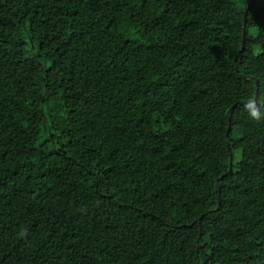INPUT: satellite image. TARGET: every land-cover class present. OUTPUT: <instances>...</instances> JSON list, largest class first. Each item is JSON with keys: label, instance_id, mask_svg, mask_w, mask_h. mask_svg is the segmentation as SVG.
<instances>
[{"label": "trees", "instance_id": "trees-1", "mask_svg": "<svg viewBox=\"0 0 264 264\" xmlns=\"http://www.w3.org/2000/svg\"><path fill=\"white\" fill-rule=\"evenodd\" d=\"M0 264H264V0H0Z\"/></svg>", "mask_w": 264, "mask_h": 264}, {"label": "water", "instance_id": "water-1", "mask_svg": "<svg viewBox=\"0 0 264 264\" xmlns=\"http://www.w3.org/2000/svg\"><path fill=\"white\" fill-rule=\"evenodd\" d=\"M247 9H248V7L246 6V8H245V13H244V24H243V39H244V36H245V23H246V18H247ZM243 46H244V43H242V46H241V49L239 50V52H238V55H239V53L242 51V48H243ZM238 56H236V58H237ZM257 97H258V89L256 90V97H255V99L252 101L253 103L254 102H256V100H257ZM228 148H229V150H231V146H230V144H229V142H228ZM232 164V155H231V153H230V165ZM220 196V195H219Z\"/></svg>", "mask_w": 264, "mask_h": 264}]
</instances>
